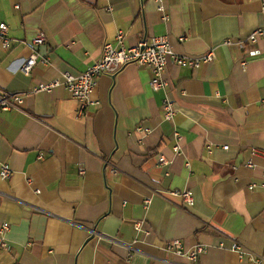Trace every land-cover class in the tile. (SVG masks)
I'll return each instance as SVG.
<instances>
[{"label": "crops", "instance_id": "1", "mask_svg": "<svg viewBox=\"0 0 264 264\" xmlns=\"http://www.w3.org/2000/svg\"><path fill=\"white\" fill-rule=\"evenodd\" d=\"M2 23L11 42L0 45V91L10 93L86 71L119 30L127 46L167 35L182 55L214 48L216 57L196 68L169 63L158 90L151 68L128 64L99 77L83 113L64 87L0 108V162L13 170L8 179L0 171V232L10 224L0 264L264 259V157L253 154L264 150V36L247 39L264 27L262 0H0ZM40 31L47 40L37 50L49 62L26 75ZM174 189L192 190L194 204ZM175 239L207 250L191 261L164 248Z\"/></svg>", "mask_w": 264, "mask_h": 264}, {"label": "built area", "instance_id": "2", "mask_svg": "<svg viewBox=\"0 0 264 264\" xmlns=\"http://www.w3.org/2000/svg\"><path fill=\"white\" fill-rule=\"evenodd\" d=\"M158 1L161 2V0ZM159 10L164 11V6L160 5ZM262 11L264 12V0H262ZM164 18L168 19L169 15H164ZM9 30V26L7 24H0V45H3L4 47H8L11 42ZM263 36L264 27H257L252 33H250L247 39L252 42H257ZM124 39L125 32L123 30H119L114 42H107L104 44L101 58L92 64L86 71L80 74L64 73L62 78L40 82L32 90L25 93L0 91V108L10 109L12 107H16L24 101V94H28L30 92H50L59 87H64L70 92L72 97L81 103V113H83L86 107L89 104H92L91 94L98 84L99 77L105 74H115L128 64L132 63L139 67L151 68L153 76L150 84L154 90H158L168 86V81L165 79L164 75L169 63L173 62L182 67L196 68L202 62H212L216 57L214 48H210L204 55L201 56L182 55L174 50L167 35H158L151 38L143 37L139 39L138 43L134 46H127ZM46 40L47 37L42 31L38 32L33 38L32 52L25 57L21 66V71L24 74H31L40 62L48 64L49 57L42 55L37 50V46L43 44ZM226 42L232 43V40L228 39ZM243 65H246V62H244ZM162 108L167 119H174L177 108L173 101L166 97ZM175 138L177 141L182 138L178 131H175ZM180 147L181 146L178 142L174 146V150L179 152ZM224 147L228 148V145H225ZM210 152H212V149H210ZM253 154L264 157V150L254 149ZM159 160L162 164L169 162L164 155H161ZM247 166H254V161L250 159L247 162ZM0 171L2 177L5 179L10 178L13 173L10 164L7 162H0ZM171 193L176 196H181L187 206H192L194 204V194L190 189H174ZM145 202L148 205L150 204L151 199L148 198ZM136 227L139 231H141L142 223L137 222ZM9 228L10 224L6 222L0 232V247L4 250L9 248L5 237ZM164 248L170 252L185 254L191 261H196L199 255L207 250V247L204 244L198 243L192 250L185 251L184 245L179 239L169 241L165 244ZM234 248L243 254L246 253L239 244H234ZM249 258L254 264H264V259L259 256L249 254Z\"/></svg>", "mask_w": 264, "mask_h": 264}]
</instances>
